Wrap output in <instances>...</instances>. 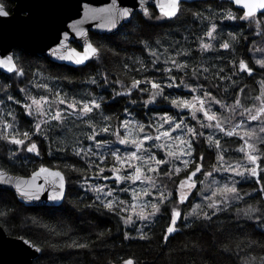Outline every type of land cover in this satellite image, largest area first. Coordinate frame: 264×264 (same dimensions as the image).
Returning <instances> with one entry per match:
<instances>
[{"label": "snow or ice", "instance_id": "obj_1", "mask_svg": "<svg viewBox=\"0 0 264 264\" xmlns=\"http://www.w3.org/2000/svg\"><path fill=\"white\" fill-rule=\"evenodd\" d=\"M156 2L161 15L153 17L146 6L147 0H139L143 15L149 20L167 18L180 21L185 13H190L197 20L207 23L202 34L195 39L196 49L193 51L190 47L185 48L179 41L169 43V47L163 50L159 39L125 41L138 42L142 45L141 52L146 51L149 54L147 61L141 57L122 61L121 67L129 77V83L125 84L119 78L111 80L108 72L99 73L100 80L96 76H90L88 81L96 86H101V80L104 85H121L123 90L117 91L113 87L111 96L113 102L117 97L130 98L123 109L127 117L124 119L106 114L111 110V104L104 95L86 93L77 98V94L48 83L49 79L59 81L60 77H45L37 68L33 74L34 79L28 82L31 87L19 89L22 97L17 98L5 92L4 98L0 99V105H6L9 101L20 105L30 129L22 128L17 113L9 110L6 115L0 114V140L15 146L10 150L13 163L17 160L27 162L28 154L40 156L41 145L37 140H41L47 142L50 156L57 151L70 152L72 156L80 158L84 166L64 163L61 169L59 165L48 167L41 164L32 173L30 180L13 179L2 171L0 180L5 184H14L16 193L26 201H38L42 194L47 193L46 199L60 204L66 200L69 184L65 170L68 173H79V188L86 193L95 194L90 202H85L83 197L79 198V202L84 203L86 209H104L107 213L117 216L126 226L122 232L124 240L152 242L155 233L151 226L166 218L167 225L162 233V241L165 244L170 243V238L184 234V230L188 229L191 234L209 235L213 247L221 255H227L230 259L235 255L242 264H264V255H250V251L256 248L264 253V240L247 236L249 222H253L251 226L254 231L258 230L260 235L264 236V46L257 47L254 41H247V37L242 33L224 31L217 23V14L211 6L204 12L193 13L186 6V0ZM229 2L239 6L238 11L242 15H237L231 8L221 5L219 19L245 21L250 26L255 25V36L264 37V0ZM135 7L133 4L132 7L118 8L113 0L112 10L115 12V18L110 24L102 23L98 27L111 31L117 28L119 20L131 23V20L136 18ZM7 16L9 12L3 0H0V17ZM79 23L81 22L74 23L72 28L76 36L83 38V50L78 51L70 48L67 43L60 42L58 47L50 49L53 56L83 66H88L89 61H102L105 53L120 58V53L115 49L91 41L87 30L78 27ZM68 38L69 34L64 32L63 41ZM245 41L252 47H247ZM243 52L251 55L245 59ZM208 54H211L212 58L205 61L203 57ZM196 55L202 57L198 62ZM137 64L140 65L139 68L136 67ZM0 68L7 69L19 77L26 76L25 67L13 55L5 54L0 58ZM132 72L140 78L130 75ZM148 72L152 75H145ZM175 73L182 75L178 77ZM157 74H160L159 78ZM241 74L254 81L259 75L261 78L256 81L259 88L251 89ZM37 76L44 82L37 81ZM178 78L180 83L176 82ZM180 87L188 88L190 93L197 94L192 95L191 99L184 96L170 98L171 94L165 92L166 89ZM33 89H40L43 94L37 92L33 95ZM252 91H258L259 95L253 96ZM134 93L136 98H133ZM144 95L147 99H143ZM229 97L231 104L228 103ZM245 99L251 106L245 103ZM158 101L168 102L181 112L188 110L191 121L196 123H191L179 113L170 115L166 109L148 107ZM214 106L218 108L214 110ZM135 107L147 108L144 116L148 123L135 118ZM157 112L164 114L151 115ZM114 120L117 121L115 124ZM78 122L87 126L88 131L84 139L92 141V144L86 145L83 139L75 136L71 140L67 136L64 140L52 136L53 129L60 128L64 134L69 131L70 126L76 127ZM249 122H255V126ZM174 133L176 135H173ZM104 134H110L115 140L107 139ZM53 143L58 147L54 149ZM116 143L131 146L133 150L122 152L119 147L114 146ZM197 148L211 150L216 163L209 164L206 169L205 152L198 153ZM153 149L163 151L164 158L159 157ZM233 152L242 155L237 159ZM106 171L111 175H105ZM221 172L231 174L227 182L215 179L214 174ZM181 173L184 174L183 178H180ZM201 176L204 177L203 181L200 180ZM41 177L43 183H38ZM93 180H112L113 185L127 186L114 187L102 182L93 183ZM165 181L171 182L174 189L169 190ZM137 183L142 186L139 190L134 187ZM198 183L203 187L198 188ZM243 184H252L255 187L248 191L243 188ZM129 191L131 202L120 198L119 193L127 194ZM195 193H200L201 203H193L190 200ZM240 203H243L244 207H239ZM182 205L186 207L182 209ZM7 215V211H0V217ZM137 221L140 222L139 225ZM32 222L38 223L35 219ZM127 226H131V229ZM44 227L47 228L48 225ZM146 228L148 231H145ZM133 231L136 235H133ZM103 235V232L99 233L98 239ZM89 246L88 243L76 241L69 245L81 249H87ZM31 248L35 252L43 251L36 244H31ZM190 251L193 254H203L206 250L204 245L197 241L192 244ZM241 251H244L242 258L239 256ZM209 258V255H203L202 264H206ZM118 264L140 262L134 256H129L119 257ZM233 264H236V261Z\"/></svg>", "mask_w": 264, "mask_h": 264}, {"label": "trees", "instance_id": "obj_2", "mask_svg": "<svg viewBox=\"0 0 264 264\" xmlns=\"http://www.w3.org/2000/svg\"><path fill=\"white\" fill-rule=\"evenodd\" d=\"M3 3L7 10L12 12L14 2L12 0H3ZM221 5H223L224 8H231L237 15H242V13L238 11L239 7L231 4L229 0H191L186 2V6L191 9L193 13L196 11L204 12L206 8L211 6V9L217 14V23H219L224 31L242 33L247 37V41H254V43L259 41L260 37L254 34L255 25L250 26L247 22L240 20L230 21L219 19ZM149 11L152 13L153 17L161 15L156 7H150ZM205 15H207V12H205ZM135 17V19L131 20V23H125L119 31L114 34L90 33L93 42L103 43L107 45L108 48H113L119 52V59L114 57L111 53H105L102 61H89L88 66H72L66 63L53 61L44 54L27 52L17 48L15 50V58L25 67L26 76L19 77L16 76L15 73H7L0 68V99L4 98L5 92L17 98L22 97L23 94L19 92V89L25 86L30 80L34 79L33 74L36 72V69L39 68L45 77H60L59 81L49 79L48 83L50 85L55 84L66 92L75 93L77 94V98H80L86 93L102 94L111 104V110L106 114L117 116L120 119L126 118L123 109L130 98L117 97L113 102L111 96L113 87H115L117 91H121V85H104L102 80L100 81L101 86L91 85L88 82L89 77L96 76L97 79L100 80L99 73L108 72L111 80L114 81L119 78L123 80L125 84H128L129 77L124 74V70L121 67L122 61H131L137 57H141L147 61L149 59V54L146 51L143 53L141 52L142 45L138 42L127 43L125 41L159 39L162 44L161 50L169 47V43L179 41L185 48L190 47L194 51L197 47L195 43L196 37L200 36L207 27L205 21L197 20L190 13H185V16L181 17L180 21L175 19L169 20L167 18L160 20H155L153 18L149 20L143 13H136ZM241 25L243 26L241 27ZM247 41L244 42L246 46L252 47ZM243 54L245 59L251 55V53L247 52H243ZM225 55L227 56V53H225ZM201 58V55L195 56L197 62L200 61ZM203 58L205 61H208L212 56L208 54ZM136 67L139 68L140 65L137 64ZM165 67H167V65ZM175 74L178 77L182 75L181 73ZM130 75H135L137 79L140 78L135 72L130 73ZM145 75H152V73L148 72L145 73ZM159 76L160 74H157V78H159ZM241 76L251 89L259 88V84L256 83V81H259L261 78L259 75L255 77V81L250 77L244 76V74H241ZM35 79L41 83L44 82L38 76L35 77ZM185 79L188 80L189 78ZM176 82L180 83L179 78ZM247 91L248 89H246V92ZM165 92L166 94L175 92L185 98L191 95L189 90H186L185 87L170 88L166 89ZM214 94H216L215 91ZM251 94L256 96L259 95V92L252 91ZM218 98L220 97L218 96ZM228 102H232L230 97L228 98ZM245 103L249 102L245 99ZM9 106H11V108H9ZM249 106H251L250 103ZM150 108L166 109L169 114H176V110L172 108L168 102L158 101L157 107ZM9 110H14L17 113L22 128L30 129V125L26 122V117L20 105H15L10 101L6 102V105H0V114L6 115ZM145 112H147L145 108H136L134 114L141 122L148 123L144 116ZM163 114V112H157L151 115ZM8 119L10 120L11 118L8 117ZM116 122L115 120L113 121L114 124ZM87 131V126L78 122L76 127L70 126L69 131L64 134H62L60 128L53 129L52 136L58 140H64L66 136L71 140V138L75 136L78 139H83L84 144H88L92 141L84 139V135ZM152 132H154V129ZM104 136L109 140H115L111 135ZM33 139L36 138L33 137ZM37 143L41 145L40 156L37 157L34 154H28L29 159L27 162L17 160L13 163L10 153L7 152L5 145H2L0 140V155L3 167L11 173L30 176L41 164L48 167L59 165L61 169H63L64 163H77L78 167L84 166V162L81 161L80 158L72 156L70 152L63 153L57 151L54 155L50 156L48 154L47 142L37 140ZM237 143H239V141ZM7 145L9 146V144ZM9 147L11 149L15 148L13 145ZM52 147L55 149L58 145L53 143ZM233 147H235V145ZM200 151L205 152L206 169L209 164L216 163L214 155L211 154V150L197 148V152L199 153ZM21 155L24 154L21 153ZM240 155V153L233 152L234 157ZM101 166L103 167L104 165ZM88 174L91 175V172ZM104 174L109 175L111 173L106 171ZM65 175L69 180V184L66 190V200L60 205H27L21 202L14 192L0 187V211L8 212L7 216L0 217V225L5 228L9 235L26 237L43 249L41 255L35 260V264H118L119 257L128 258L129 256H134L139 260L140 264H191L193 261L196 262V264H202L203 255L210 256L206 264H233L234 261H236V264H242V261L237 260L235 255H233L231 259L227 255H221L213 247V241L209 235L201 233L191 234L188 229L184 230V234L176 235L175 238H170V243L165 244L162 241V233L167 225L166 218L160 219L159 222L151 226L155 233V239L152 242L124 240L122 232L125 230L126 226L122 224V221L117 216L107 213L104 209L100 211L86 209L84 203L79 202V198L81 197L84 198L85 202H90L91 199H94L95 195L93 193H86L79 188L78 182H81V175L79 173H68L66 170ZM183 175L184 174L181 173L180 178H183ZM203 178L204 177L201 176L200 180L202 181ZM96 182H102L116 187V185H113L112 180ZM125 186L126 185H120V187ZM253 187L255 186L252 184H243V188L248 191H251ZM173 189L174 185L172 186V190ZM128 193L120 195L123 200L128 201ZM175 195L174 192V196ZM190 200L194 202V197H190ZM249 202L256 203V201ZM185 207L186 205H182V209ZM34 219L38 221L37 224H33L32 221ZM241 223H243V220ZM252 223L253 222H249L247 236L255 240H264V236H261L258 230H253L251 226ZM45 225H48V227H44ZM127 228L131 229V226H127ZM52 229L56 231L53 232ZM145 231H148V229L146 228ZM56 232L60 234L57 235ZM101 232H103L104 235L102 238L98 239V235ZM133 235H136L135 231H133ZM73 241L88 243L90 246L87 249L69 247ZM197 241L204 245L206 250L205 253L193 254L190 251L192 244ZM250 255H264V253H262L259 248H256L254 251H250ZM239 256L242 258L244 256V251H241Z\"/></svg>", "mask_w": 264, "mask_h": 264}, {"label": "water", "instance_id": "obj_3", "mask_svg": "<svg viewBox=\"0 0 264 264\" xmlns=\"http://www.w3.org/2000/svg\"><path fill=\"white\" fill-rule=\"evenodd\" d=\"M14 7L9 16L0 17V58L5 54L13 55L15 49L20 48L27 52L44 54L53 61L66 63L72 66H80L66 60H60L52 55L50 49L58 47L60 42H65L70 48L82 51L83 38L76 36L72 25L76 22L79 28L86 29L91 40V32L101 34H114L128 23L127 20H119L118 26L111 31L107 28H99L98 25H108L115 18L112 10L113 0H12ZM191 0H186V2ZM166 2V0H165ZM118 8L132 7L134 14L143 13L139 0H115ZM148 9L157 6L156 0H147ZM239 7V6H237ZM7 9V8H6ZM67 32L69 38L63 41V33ZM92 41V40H91ZM79 45L82 49L78 48ZM1 70L8 72L7 69ZM0 171L5 172L13 179L30 180V176H22L7 171L3 165L0 155ZM38 183H43V177ZM0 187L14 192L18 199L27 205H60L54 204L42 194L38 201H26L17 193L14 184H5L0 180ZM33 243L23 236H11L5 228L0 225V264H35V260L41 252H35L31 248ZM38 246V245H37Z\"/></svg>", "mask_w": 264, "mask_h": 264}, {"label": "rangeland", "instance_id": "obj_4", "mask_svg": "<svg viewBox=\"0 0 264 264\" xmlns=\"http://www.w3.org/2000/svg\"><path fill=\"white\" fill-rule=\"evenodd\" d=\"M76 45V44H75ZM255 45L257 46V47H261V46H264V37H260V39H259V41L258 42H256L255 43ZM77 47L79 46V45H76ZM78 48H80V49H82L80 46L78 47ZM16 50V49H15ZM16 75V74H15ZM17 76V75H16ZM26 87H31V85H29V83H27L26 85H25ZM25 86H23L22 88H24ZM123 89H121V91H122ZM186 90H189L188 88H186ZM33 91V95H35L37 92H40L41 94H43L42 92H41V90L40 89H33L32 90ZM197 93H191V95L189 96V97H187V99H191V96L192 95H196ZM178 96H180V94H178V93H175V92H171V97L170 98H175V97H178ZM133 98H136L135 97V93L133 94ZM143 99H147V96L146 95H144L143 96ZM158 103V102H157ZM229 104H231L232 102H228ZM149 108L150 107H157V104H155V105H149L148 106ZM172 108H174L173 106H171ZM9 108H11V106H9ZM142 109L141 107H135V109ZM218 108V106H214V110H216ZM145 109H147V108H145ZM175 110H176V114H178L179 113V115L181 116V117H185V118H187L191 123H193V124H195L196 122L195 121H191V117H190V115H189V113H188V110H184V111H182L181 112V110L180 109H177V108H174ZM176 114H170V115H176ZM155 116H159V115H155ZM127 118V117H126ZM136 118V117H135ZM203 117H202V114H201V119H202ZM137 119V118H136ZM137 120H139V119H137ZM140 121V120H139ZM237 123L239 122L238 120L236 121ZM249 123H252L253 124V126H255V122H249ZM165 127H167V125L165 126ZM121 134L122 135H124V131L123 130H121ZM153 134H155V130H154V132H153ZM104 135H110V134H104ZM173 135H176L175 133L173 134ZM113 139H115V137H113V136H111ZM86 142V141H85ZM1 143H2V145H5V148L7 149V152L8 153H10V150H11V148L4 142V141H2L1 140ZM93 142H89L88 144H92ZM87 145V144H86ZM147 146V145H146ZM115 147H119L120 149H121V151L123 152V151H125V150H133L132 148H131V146H125V145H119L118 143H116V145H115ZM154 151H156L157 152V155L159 156V157H161V158H164V153H163V151H160V150H156V149H153ZM242 155V154H241ZM240 155V156H241ZM240 156H236L235 158H240ZM111 160V157H109V161ZM234 162V161H233ZM109 175H111V174H109ZM199 175V174H198ZM214 176H215V179L216 180H220V181H222V182H227V180H228V178L231 176V174H229V173H223V172H221V173H219V174H214ZM212 178H209V180H211ZM203 180H204V178H203ZM202 180V181H203ZM106 181H109V180H106ZM93 182H96V180H93ZM97 183V182H96ZM166 183L168 184V188H169V190H172V184L169 182V181H166ZM126 186H127V184H125ZM125 186V187H126ZM198 188H202L203 187V185H201V184H199L198 183ZM116 187H120V185H116ZM134 187L135 188H137V190H139L142 186L139 184V183H137L136 185H134ZM122 194H124L123 192H121V193H119V195H122ZM129 198H128V201L129 202H131V191H129ZM197 194V195H196ZM194 197V202L193 203H201L202 202V200H201V195H200V193H195L194 194V196H192V198ZM120 198L122 199V197L120 196ZM154 198V197H153ZM239 207H244V205H243V203H240L239 204ZM181 208H182V206H181ZM128 214H131V213H128ZM134 219H135V217H134ZM139 221H137V225H139Z\"/></svg>", "mask_w": 264, "mask_h": 264}]
</instances>
